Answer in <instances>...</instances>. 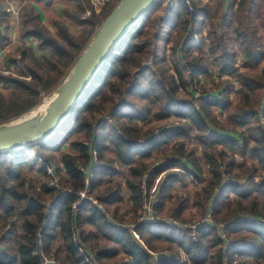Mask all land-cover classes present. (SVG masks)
Segmentation results:
<instances>
[{
	"label": "trees",
	"instance_id": "16d2710c",
	"mask_svg": "<svg viewBox=\"0 0 264 264\" xmlns=\"http://www.w3.org/2000/svg\"><path fill=\"white\" fill-rule=\"evenodd\" d=\"M113 1L112 6L108 7L101 18H97L96 12H93L91 17L84 18L82 14L86 7L90 6V0H29V5L22 13L21 37L34 38L39 54L21 46L15 53L7 56L9 67L18 63V60L26 63L32 80L0 73V83L13 90L8 99L0 91V124L9 123L28 113L41 102L43 92L52 93L63 82L103 21L121 0ZM211 1L158 0L134 23L102 63L92 82L65 119L70 125L65 136H56L54 131L49 138L42 141L0 153V218L14 213L23 229L21 236L17 238L15 251L6 245L7 240L16 238L14 225L1 236L0 264H44V260L52 259L55 264H66L55 256L57 250L53 249V245L56 242H60L61 249L67 253L69 261L77 264H102L105 259L116 255L119 249L100 251L94 245L91 248L97 250L91 262H86L87 258L79 252L81 244L85 245L83 248L87 250L89 247L86 245L93 244L98 234L120 245L121 251L130 261H122L119 264H206L208 258L210 264H246L249 258L258 260L263 257L264 226L255 223L258 213L254 212L253 207L244 210L245 212L233 214L232 218L228 219L235 221L233 226H227L220 232L214 224L199 227L198 241H192L184 228L156 226L150 222L138 223L132 231L138 235L141 243L128 228L131 220L118 221L114 215L112 221L108 212L99 208L97 203L100 200L96 204L84 200L74 207L73 204L79 196L76 193H68L70 190L77 192L84 188L85 176L79 170L80 167H91L92 188L95 190L98 182L96 176L104 174L106 167L101 164V153L110 146L115 148L117 159L123 165L130 164L135 155L147 154L141 152L143 146L139 147L136 141L138 137L132 135L137 123L148 121L151 113L147 104L135 101L139 99L160 104L159 111L153 114V118L163 119L174 115L183 120L180 127L163 130L159 136L160 140L149 137L145 147L149 148L153 143L154 146H159L178 136L188 137L191 130H198L195 138L202 146L211 173L208 194L212 195L215 188L219 190L210 198L215 213L222 209V205L228 204L231 194L240 200L256 193L264 197V176L255 181L251 175L245 183H240V178L234 179L230 172L236 160L233 155L236 151L256 159L264 166V67L257 75L240 71L235 64L238 52L225 42L229 31H232L244 55L242 67H255L264 60V49L258 46L264 36V0H215L214 8ZM55 3L66 6L59 13L47 16L49 25L58 36L57 39L53 36L52 29L42 23L35 8L36 4H41L47 11H52ZM65 19L79 25H89L91 30L85 38L77 39L69 31ZM256 20L259 23H256ZM180 26L187 30L181 47L182 56L187 58L193 49L202 47V30L208 26V53L218 62L221 74L237 79L240 84L239 92L246 99L243 108L233 114L232 118L238 125L247 126L249 138L256 142L255 146L248 148L245 142L239 143L210 127L207 119L210 108L216 106L227 109L231 104V84L228 87L227 84L226 87L218 84L215 88L219 89L220 93L217 92L214 96L180 99L175 94L174 91L179 85L188 84L185 79L187 66L193 67L191 77L196 80L198 75L209 71L210 68L202 63L201 55L186 63L175 61L177 81L174 79V89L156 69L155 64L165 58L172 32ZM248 26L254 30L252 35L248 34ZM258 29H261L260 35L257 33ZM134 52L142 54L146 60L152 57L151 63L143 65L142 61L138 67L128 70L123 61L127 60V54ZM20 73L24 74L23 71ZM116 79H120L122 83ZM106 85L110 86L108 90H105ZM87 111L93 114V121L86 117ZM125 120L131 124L127 130L119 125ZM75 132L85 137L84 141L78 139L72 143L78 154L61 152L62 167H56L57 174L61 176L60 184L65 190L48 184L41 187L44 195L49 196L50 200L54 199L50 208L51 215L47 225L43 227L49 211L46 205L49 202L28 192L22 176L23 166L37 167L46 177H51L47 170L51 161L47 159L45 151L61 149L67 137ZM217 145H222L230 151L227 159L224 158L227 150H218ZM94 153L99 161L98 165L93 161ZM4 154L7 155L3 156ZM40 160L43 163H40ZM222 165L225 166L224 170L221 169ZM175 167L183 168L184 164L177 159L166 160L150 173L149 183L165 172L161 192L166 190L167 186H172L177 181V174L170 172ZM62 169L66 176L61 174ZM224 175L228 176V180H224ZM139 184L135 196V214L140 205ZM30 189L33 190V187ZM181 210L182 205L177 208L175 215ZM90 225L94 229L86 230L85 227ZM221 232L227 235L228 241L221 237ZM241 233H247L242 242L231 240L233 234ZM154 239L175 242L184 251L187 259L178 257L179 253L160 257L151 254L149 250L155 249L151 243Z\"/></svg>",
	"mask_w": 264,
	"mask_h": 264
},
{
	"label": "rangeland",
	"instance_id": "374dc122",
	"mask_svg": "<svg viewBox=\"0 0 264 264\" xmlns=\"http://www.w3.org/2000/svg\"><path fill=\"white\" fill-rule=\"evenodd\" d=\"M114 3L113 0H108L105 4L102 5L101 8L96 9V7L94 5L91 4L90 2V6L86 7L85 12L82 14V16L84 18L87 17H91L93 12H96V14L98 15L97 18H101L102 15L105 13V11L108 9V7ZM109 4V5H108ZM211 5L213 6V8L216 6L215 4V0L211 1ZM66 20V19H65ZM256 23H259L258 20H256ZM66 24L69 28V31L71 32V34L76 37L77 39H82L85 38L88 35V31L91 30V26L89 25H79L77 23H74L70 20H66ZM180 32L178 34H175L172 36V41H171V46H170V41H169V49H170V55H167L169 61L167 62L166 59V54L168 53V49L165 52V58L161 59L159 62H157V64H155V66L157 67L156 69L160 72V75H162L163 78H165V82L169 83L168 85L170 87H173L174 89V79L176 74V64L175 61H179L181 59H183L185 61H188L192 58H194V56L189 55V57H184L182 56L181 53V47H182V43L183 40L185 39L186 35H187V30H183L180 27ZM186 29V28H185ZM207 30H208V26H205L202 30V37L201 40L203 41L202 47L199 48H195L192 51H195V53H193V55L199 54L202 57V63L206 66H208L210 68V70L215 73V77H208L207 75L204 76L203 74L198 75V80L193 79L191 77L190 80H187L186 78V82L188 83L187 86H183V85H179V87L174 91L175 94L178 96V98L180 99H187L192 97H197L199 98L200 96H208V95H216L217 92L220 93L219 89H216L215 87H217L218 84H223L222 87H227L229 84H231L230 89H232V93H230V101L232 99V102L230 104V106L227 109H221L219 107H214L210 110L209 113V118H207L210 122V127L212 129H216V128H224L226 131H231L234 130L237 133H242L240 135V138H242V141H238L239 143H242L243 141H245V143L247 144L248 148L253 147L256 145V142H254L251 138H249V131L247 129V126H240L238 125L232 118V115L237 113V111H240V109L243 108V106L246 103V99L244 96H242V94L238 91V89L240 88V84L238 83L237 79L235 77H228L225 76L224 74H221L219 72V64L217 61L214 60V57H212L209 53H208V49H209V43L210 40L207 38ZM247 31L249 35H252L254 33V30L252 28H250L249 26L247 27ZM51 32L53 33V36L57 39V34L56 32L53 30H51ZM258 35H260L261 33V29H258ZM257 35V36H258ZM259 37V36H258ZM200 40V38H198ZM235 34L232 31H229L228 36L225 38V42H227L230 46L234 47L236 49L237 53V57H236V65L239 68L240 71L249 73L251 75H257L260 73L261 69L264 67V60L257 66L255 67H242L243 65V59L242 56L244 57L242 50L240 48V46L238 45L237 41L235 40ZM37 44V41H36ZM38 46V44H37ZM172 46H174L172 48ZM259 47H262V49H264V36H262V41H260L258 43ZM177 48V49H176ZM38 49V47H37ZM33 51V50H32ZM34 53V51H33ZM36 54H39V52ZM127 56V60L123 61L124 66L128 69V70H133V68L138 67L140 65V63L142 61L146 62L149 61V64L151 63L152 57L149 60H146L145 56H143L140 53H129L126 55ZM171 56V58H170ZM19 58V57H18ZM7 56L0 58V73L4 74V75H12L14 77H18V78H23L27 81H31L32 78L30 77V73L28 68L26 67V63H24L22 60H18V63L16 64H11V66H7V63H9L7 61ZM182 61V60H181ZM143 62V63H144ZM144 65V64H143ZM182 66V65H181ZM23 71L24 74H21L20 72ZM70 73V72H69ZM186 73V72H185ZM208 73V72H207ZM206 73V74H207ZM69 75V74H68ZM67 75V76H68ZM203 75V76H202ZM66 76V77H67ZM65 77V79H66ZM64 79V80H65ZM63 80V81H64ZM116 81H119L120 83H122L120 81V79H116ZM177 81V79H176ZM63 83V82H62ZM61 83V84H62ZM60 84V85H61ZM59 87V86H58ZM57 87V88H58ZM96 87V86H95ZM57 88L52 92V93H46L43 92L41 94V102L32 110H30L28 113L24 114L23 116L16 118L13 121H16L22 117H24L25 115H31L33 114L35 111H37L39 108H43V106H45L46 104H48L50 102V100H52V98L54 97V95L56 94V90ZM110 88L109 85L105 86V90H108ZM0 91H2L5 95V98H10L11 94H12V89L7 88L5 86H3L0 83ZM251 97L253 96V93L250 94ZM52 97V98H51ZM135 101L139 102L140 104H147L151 109L150 111H152L150 113V120L152 121L151 126H146L143 127V129L141 130H137L135 129V131H133V136L134 137H138L137 138V142L142 143V141L144 140V136L143 134L148 133L150 130H154L155 133H158V129H160L162 126V123L166 122V121H179L176 117H174L173 115L171 116V118L169 119H165L163 121H160L156 118H153V113L158 112L159 108H160V104L159 103H148L146 100L144 101H139V99H136ZM85 115L88 119L92 120L94 119L93 114H91L90 112H85ZM263 119V118H262ZM11 121V122H13ZM262 121V120H261ZM264 122V119H263ZM6 124V123H3ZM0 124V125H3ZM70 125L67 123V121L63 122L55 131H56V136L59 137H63L65 136V133L67 132V130L69 129ZM221 130V129H219ZM198 130L194 131L195 136L197 135ZM85 140V137L82 134L79 133H73L71 134L69 137H67V140L65 141V143L62 145L61 149L59 150H54V151H50L47 150L45 151L47 154V159L51 161V164L48 167V173L51 175V177H46L44 174H42L41 171H39L37 169V167H29V165H24L23 166V170H22V176L24 179V182L26 184V188L28 190V192L30 193H34L36 196H41L45 199L47 203L46 205V209L48 212H50L51 215V205L54 202V199H49V196H46L43 194V192L41 191V187L44 184H48L50 186H56L59 189H61L62 191H64L65 189L62 187V184L60 179L61 176L59 174H57V166H60V168L62 167V162H61V152H69L70 154L71 151H77L75 150V148H73L72 143L76 140ZM197 141V139H196ZM194 141L193 143L195 145H198L197 148L202 149L201 144L197 141ZM222 145H217V149L220 150L222 148ZM175 149H173L174 151ZM203 151V149H202ZM78 152V151H77ZM31 154H35V152H30ZM171 150L170 148H167L166 150L162 151V152H157L155 154H152V156L150 155L149 158H145L144 161L138 160L136 163V167L138 169H141L145 166H147V170L146 171H150V173L154 170L155 166L158 167L159 165L164 164L163 160V155L166 154H171ZM180 153H182V151H180ZM203 153V152H202ZM228 153H230V151H226V155H225V159L228 158ZM204 155V154H203ZM235 157V162L232 166V169H230L231 175L234 179L236 178H240V182L244 180V183L247 181V179H249V177L251 175H253L255 181H258L262 176H264V166H262L258 161H253L252 157L250 156H243L242 153L240 151H236L234 154ZM108 156V154H107ZM110 157V156H108ZM190 157V156H189ZM43 160V159H42ZM40 160V163H43V161ZM166 160H168L166 158ZM165 160V161H166ZM159 164V165H158ZM208 165V162L205 160L202 161V167L206 168V165ZM224 165H222L223 167ZM204 169V168H203ZM210 169V167L208 168ZM144 171V172H146ZM173 170H170V172ZM205 171V169H204ZM143 173V172H142ZM141 173V174H142ZM206 173V172H205ZM62 175H65V172L62 169L61 172ZM140 174V176H141ZM150 175V174H149ZM139 176V175H137ZM140 176L138 179V183H140ZM236 177V178H235ZM164 178H165V172H163L162 174L158 175L153 181H151L150 185H149V189H155L156 191V196H157V205H158V217H176L180 223V228H184L188 231V234L191 233L192 228L195 227V230L198 229L199 227H202L203 225L206 224H214L218 227L219 232L222 229L223 223L229 222L228 218H232V215L237 213H240L244 210H248L250 208L253 207L254 212L258 213V216H256L255 218H262L264 219V197L259 194L256 193V195H253L249 198H245V199H241L237 196L234 195V201L231 204L230 201L228 202L229 205H237L234 209H225V210H220L219 212H214V208L212 207L213 203L211 202L212 195L208 194V191L206 189V192H204L203 190L197 192H194L192 195V199L194 204L198 205L197 207H194L192 205H188L190 204V197L185 196L186 194L184 193H180L178 192L177 194L174 195V199L172 201H170L169 205H166V207H162L161 205V199H160V195H161V187H162V182H164ZM190 178V177H189ZM191 182H195L192 178ZM196 183V182H195ZM243 183V182H241ZM33 187V190L30 189V187ZM219 191V190H217ZM71 193V192H68ZM140 193V192H139ZM96 200L98 201V197H96V194L93 192L92 194ZM231 198V196H230ZM50 200V201H49ZM78 201V200H77ZM192 202V203H193ZM185 203L186 210L183 208L181 210V212L178 215H175V212L177 210L178 207L181 206V204ZM99 208L104 210V207L102 204H99ZM227 204V205H228ZM140 205H141V197H140ZM140 205H139V209H140ZM199 205H202V207H200ZM130 207L127 208L128 210H126L128 213L127 215L125 213H119L117 214L116 210H110L108 211V217L113 221V216L116 215L118 218V221L121 220H131V222L128 224V228L131 230V233H133V235L139 240V242H141V239H139L138 235L133 232L132 230L134 229V227L136 225H139L140 223V219L141 217H139V209L136 212V214L134 213V208L132 207V205H129ZM185 210V211H184ZM125 211V212H126ZM239 211V212H238ZM245 212V211H244ZM48 214V213H47ZM124 215V216H123ZM50 217V216H49ZM139 217V218H138ZM133 219V220H132ZM139 223V224H138ZM11 225H14L13 228L16 231V238L13 240H7L6 245H8L13 251H15L16 246H17V238L18 236L20 237L23 229L22 226L20 224V222L18 221L16 215L13 213L11 215L8 216H3L0 218V238L1 236L6 232V230H9L11 228ZM86 230H93L94 227L90 226H86L85 227ZM224 233L221 232V237L223 239H225L226 241H228L227 235L224 234L225 236H223ZM191 237H189L192 241H198L199 240V234L198 232L196 233H192L190 234ZM237 236V235H234ZM104 237V235H103ZM101 237L102 241L100 242V245L104 244L105 242L107 243H112L111 246H109L108 244H106V247L103 249H110V248H117L119 249L120 245L116 244L114 242H112L111 240L107 239V238H103ZM225 237V238H224ZM245 236H242V238H244ZM249 238V237H247ZM235 240L236 237H232L231 240ZM110 241V242H109ZM157 245L153 244L155 251L156 252H166L167 255L171 256L172 254H176L179 253L180 258H185L187 259L186 254L184 253V251L181 249V247H179L175 242H167V241H154ZM57 243V242H56ZM152 243V242H151ZM90 245V246H89ZM96 245L97 248H99L98 244L93 243V244H88L86 245L87 247H89L87 250H89L90 252H92L94 254V252L97 250H93V248H91L92 246ZM85 247V245H84ZM2 248V247H1ZM152 249V248H151ZM151 254L154 255V250L152 249L149 250ZM56 258H58V260L65 262L66 264H77L76 262H72L69 261V259L66 257L67 253H55ZM120 257H112L107 259L108 262H106L105 260L103 261L102 264H114L116 261H120L117 260ZM262 259L260 260V258L258 260H253L252 258H249L246 260V264H264V257H261ZM98 264V263H97ZM101 264V263H99ZM118 264V263H117ZM206 264H210V259L208 258V262Z\"/></svg>",
	"mask_w": 264,
	"mask_h": 264
},
{
	"label": "crops",
	"instance_id": "0c3cea01",
	"mask_svg": "<svg viewBox=\"0 0 264 264\" xmlns=\"http://www.w3.org/2000/svg\"><path fill=\"white\" fill-rule=\"evenodd\" d=\"M107 1L108 0H90L91 4L94 5L96 9L101 8L102 5L105 4ZM28 5H29V0H0V58L8 56L11 53H15L21 46H26L27 48L31 50V52L34 51V54L38 52L36 40L34 38L21 37L22 13ZM65 7L66 6L64 4L55 3L53 5L52 11H47L41 6V4L35 5L37 12L40 14L42 23L51 29L52 27L48 23L47 16L51 14L55 15L59 13L60 11H62ZM181 28L183 30H186L183 26H181ZM179 32H180V28H177L176 30H174L171 34L170 40L172 41V36L175 34H178ZM171 41H170V46H171ZM170 46L169 45L167 46V49H168L167 50L168 53L166 54L167 62L169 61L167 55H170L169 54ZM173 47L174 46H172V48ZM193 53H195V51H192V54L190 55L194 57L199 55V54L193 55ZM242 59H243V56H242ZM214 74L215 73H213L209 69L208 73L207 74L205 73L203 75L204 76L207 75L208 77L210 76L215 77ZM175 78H177V75H175ZM231 93H232V90H231ZM231 102H232V99H231ZM214 107L216 106L211 107L210 110ZM171 116L167 118H163V119H158V120L163 121L165 119L171 118ZM174 117H176L179 121H171V120L166 121L162 123L161 125L162 127L158 129V133H155L154 130H150L148 133L143 134L146 137H144V140L142 141V143L138 142V146L139 147L143 146L141 148V152L142 153L147 152V154L142 155V156L140 155L133 156L130 164L123 165L119 162V160L117 159L115 148L113 146H110L109 149L101 153V156H100L101 164L105 165L106 167L103 172L104 174H98L96 176V180L98 182H97V187L95 188L93 192L96 194V197H98V200H100L99 204L103 205L104 210L106 212H108L110 209L112 211L116 210L117 214L118 212L119 213L123 212L127 215L128 212L126 210H128L127 208L130 207L129 205H132V207L134 208L135 201H136L135 196L137 195V186H138L139 176L142 172L146 171L148 168L147 166H145L141 169H138L136 167L137 161L138 160L144 161L145 158H149L150 155L152 156V154H155L157 152H162L166 150L167 148H170L172 153L163 155V160L161 161L165 162L166 158L167 159H177V160H180L184 164V167L183 168L175 167L172 169L173 173L177 174L176 176L177 181H175L172 186H167V189L161 192V195H160V199H161L160 201L162 204L161 206L166 207V205H169L170 201L174 199V195L177 194L178 192L184 193L186 194L185 196H188L190 198L192 197L191 194H193L194 192L198 193L201 190L206 192L209 181L211 179V173L208 169L209 165L205 164L206 168L202 167V161L204 160L205 156L202 153L203 152L202 149L200 151V149L197 148L198 145H195L193 143L194 141H196L194 131H196L197 129L191 130L190 135L188 137L178 136L170 140L167 143L160 144L159 146H154V143H153L152 145L153 147L152 146L149 147V148L152 147L149 152H148L149 148L145 147L147 144L146 142L149 141L148 140L149 137H154V139L160 140L159 136L163 130H171L173 128L181 126V123L183 122V120L180 117H177V116H174ZM151 123L152 121L149 118L148 121L138 122L134 128L137 130H140V129L142 130L143 127L151 126ZM119 125L124 126V129L127 130L131 124H129V122L125 120V121H121ZM215 130H217L219 133L223 135L236 139L239 142L242 141V138H240V135L242 133H237L236 131L232 129L229 132V131H226L222 127L216 128ZM244 142L245 141H243L242 144ZM222 147L219 146V148H222L220 150H224V151L227 150L224 146ZM173 149L175 150L173 151ZM180 151H182V153H180ZM71 153L73 155L78 154L77 151H74V152L71 151ZM107 154L110 157H108ZM252 160L257 161L254 158H252ZM224 167L225 166H223L221 169L224 170ZM203 168L205 169V171ZM189 177L192 178L196 183L191 182V179ZM224 180H228V176H225ZM241 182L244 183V180ZM216 191H217V188H215L214 193H212V198L216 195L215 194ZM108 199H109V202H107ZM233 199H234V194H231V198L229 200L231 204L234 201ZM192 202H193V199L191 198L190 204L188 205L189 206L192 205L194 207L198 206L194 204V202L193 203ZM184 204L185 203L181 204L182 209L185 207L184 209L186 210V207L188 206H185ZM199 206L202 207V205H199ZM236 206L237 205H222L221 208L222 210L229 209V208L234 209ZM246 234L247 233L233 234L232 237H236L238 241L242 242L244 240L242 236ZM234 235H237V236H234ZM101 237H103V235L98 234L94 240V243L98 244L100 251L105 250L103 248L106 247V244H108L109 246L112 245L110 241H109L110 243L105 242L104 244L100 245V242L102 241ZM154 241H162V240H155V239L152 240V243L157 245ZM60 245H61L60 242L54 243L53 245V249L55 251L57 250L56 254L65 252L64 249H61L62 247ZM154 255L157 257H160L162 255H167V253L166 252H156L154 249ZM115 256L120 257L119 259H117L120 261H116L114 264H117V263L119 264L122 261H125V262L130 261L129 258L125 255V253L121 251V247H119L118 253L114 255L113 257ZM261 259L262 258H260V260ZM105 261L108 262L107 259H105Z\"/></svg>",
	"mask_w": 264,
	"mask_h": 264
},
{
	"label": "water",
	"instance_id": "95a60500",
	"mask_svg": "<svg viewBox=\"0 0 264 264\" xmlns=\"http://www.w3.org/2000/svg\"><path fill=\"white\" fill-rule=\"evenodd\" d=\"M157 2L158 0H121L59 85L46 111L25 115L16 121L0 125V152L19 149L49 138L69 116L107 56L134 23ZM149 62L150 60L143 64L148 65Z\"/></svg>",
	"mask_w": 264,
	"mask_h": 264
},
{
	"label": "built area",
	"instance_id": "2783aa9c",
	"mask_svg": "<svg viewBox=\"0 0 264 264\" xmlns=\"http://www.w3.org/2000/svg\"><path fill=\"white\" fill-rule=\"evenodd\" d=\"M181 60H182L181 61L182 63H186V61L183 62L184 61L183 59H181ZM185 72H186L185 78L187 80H190L191 74L193 72V67L187 66V68L185 69ZM6 155L7 154H4L3 156H6ZM95 155H96V153H94L93 161L96 165H98L99 161ZM79 170L85 176L84 188L81 191H77V192L72 191V190L69 191L71 193H76L79 196L78 201L75 202L73 204V206L76 207L77 205H79L84 200L91 201V202L96 204L97 200L92 195L93 194V188H92L93 171H92L90 166L88 168L80 167ZM149 174H150V171H146L140 177L139 192H140V197H141V205H140V209H139L138 214H139V217H141V219H140L139 223L150 222L156 226H164V227H169V228H175V227L180 228L181 225H180V223L176 217H174V216L173 217L169 216L167 218L158 217V213H157L158 212V205H157L158 200H157L155 189H151V190L149 189V185H150ZM49 216H50V212H48V214L45 217V220L43 222V227H45L47 225ZM242 219L243 218H241V220ZM254 221L256 224L264 226V219L255 218ZM234 222L235 221H229V222L223 223L222 229L226 228L227 226L232 227ZM196 232H197V229L195 230V227H194V228H192V231L190 234L196 233ZM190 234H189V237H191ZM223 236H225V235L223 234ZM83 247L84 246L81 244L79 247V252L87 258L86 262H91V260L94 258V254L92 252H90L89 250L84 249ZM55 263L56 262L54 259H52L51 261L44 260V264H55Z\"/></svg>",
	"mask_w": 264,
	"mask_h": 264
},
{
	"label": "bare ground",
	"instance_id": "6f19581e",
	"mask_svg": "<svg viewBox=\"0 0 264 264\" xmlns=\"http://www.w3.org/2000/svg\"><path fill=\"white\" fill-rule=\"evenodd\" d=\"M56 95V94H55ZM54 95V96H55ZM52 98V97H51ZM51 101V100H50ZM49 104V103H48ZM48 104H46L45 106H43V108H39L37 111H35L33 114H38V113H44L47 109ZM32 115V114H31Z\"/></svg>",
	"mask_w": 264,
	"mask_h": 264
}]
</instances>
